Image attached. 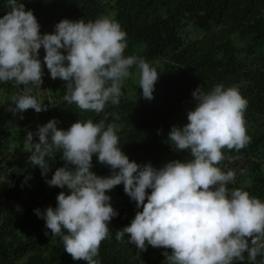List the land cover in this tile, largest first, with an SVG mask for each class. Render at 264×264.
Listing matches in <instances>:
<instances>
[{
    "label": "clouds",
    "instance_id": "9594fccd",
    "mask_svg": "<svg viewBox=\"0 0 264 264\" xmlns=\"http://www.w3.org/2000/svg\"><path fill=\"white\" fill-rule=\"evenodd\" d=\"M7 5L9 11L0 18V82L25 86L8 108L14 116L29 109L48 110L33 94L44 83L43 65L53 80L65 82L64 101L85 112L99 114L109 103L119 105L133 67L143 98H154L160 74L146 60L125 56L127 33L114 19H63L54 34L41 35L32 10L19 0H7ZM41 48L46 53L43 64ZM192 97L196 106L187 112L188 123L173 126L168 136L175 151L189 152L190 159L170 161L159 169L130 161L121 150L118 125L105 122L109 114L96 123L78 120L67 130L53 119L39 126L38 143L27 133L23 150L42 175L49 171L46 158L60 154L65 161L46 182L67 192L59 193L56 207L36 209L35 214L52 237H60L73 260L99 264L102 242L111 238L109 225L119 215L106 193L121 184L142 211L117 230L118 241L127 235L141 252L149 245L163 248L166 264H234L244 260L245 252L253 262L264 255V201L243 189H230L235 173L218 166L226 159L224 149L239 152L250 142L244 119L247 101L238 88L223 84L209 92L199 86ZM94 155L110 167V176L91 170Z\"/></svg>",
    "mask_w": 264,
    "mask_h": 264
},
{
    "label": "trees",
    "instance_id": "16d2710c",
    "mask_svg": "<svg viewBox=\"0 0 264 264\" xmlns=\"http://www.w3.org/2000/svg\"><path fill=\"white\" fill-rule=\"evenodd\" d=\"M32 10L41 26V35L54 34L63 19L95 21L107 16L127 33L125 56L135 55L158 71L153 99L143 98L139 73L122 88L119 105H106L104 112H85L64 101L65 82L53 80L43 65L44 83L34 89L37 100L47 111L29 109L15 116L8 111L13 97L24 85L0 82V264H85L64 251L60 237H52L36 209L56 207L57 196L67 189L50 187L55 171L65 166L57 154L48 160L49 171L28 163L23 150L31 131L33 142L39 126L55 119L67 130L78 120L94 123L108 115L107 123L118 125L121 150L140 165L151 163L159 169L174 160L190 159L187 151L177 152L168 141L173 126L188 123L187 112L194 110L192 92L202 86H234L247 101L244 113L250 142L239 152L224 149L226 159L218 166L235 173L229 188L248 191L264 201V0H19ZM9 11L7 0H0V18ZM66 54V53H64ZM45 50L39 58L43 64ZM116 113L119 120L110 115ZM23 117V118H21ZM159 133V134H158ZM231 156L232 159H227ZM18 157V159H15ZM91 169L100 177L112 174L110 167L93 156ZM148 194L151 189L147 190ZM119 213L109 225L110 239L102 242L96 259L99 264H166L163 248L147 247L141 252L134 244L116 239V232L129 226L137 211L136 203L125 193L124 185L106 193ZM147 202V201H145ZM45 233H48L47 235ZM170 252V250H167ZM234 264H264V255L253 262L247 252Z\"/></svg>",
    "mask_w": 264,
    "mask_h": 264
},
{
    "label": "rangeland",
    "instance_id": "374dc122",
    "mask_svg": "<svg viewBox=\"0 0 264 264\" xmlns=\"http://www.w3.org/2000/svg\"><path fill=\"white\" fill-rule=\"evenodd\" d=\"M15 159H18V157H15Z\"/></svg>",
    "mask_w": 264,
    "mask_h": 264
}]
</instances>
